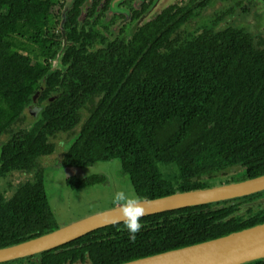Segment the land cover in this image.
Masks as SVG:
<instances>
[{
  "label": "trees",
  "instance_id": "1",
  "mask_svg": "<svg viewBox=\"0 0 264 264\" xmlns=\"http://www.w3.org/2000/svg\"><path fill=\"white\" fill-rule=\"evenodd\" d=\"M63 1L0 0V135H11L0 149V178L42 152L46 145L34 132L44 120L47 127L68 119L74 123L78 108L85 102L93 104L92 94L101 90L104 95L90 109L82 135L69 150L70 161L83 165L120 158L132 174L138 198L198 187L202 174L237 163L243 167V177L264 173V50L251 46L243 34L231 32L165 47L162 52L153 43L144 52L139 49L140 57L135 53L126 65L119 63L118 77L110 86H78L76 65L81 57L74 58L60 83V73L50 70L59 48L50 27ZM73 50L67 48L66 59ZM43 76L45 86L38 100L51 90L62 92L31 130L15 132ZM153 156L176 161L179 188L160 178L157 170L152 174ZM16 194L12 200L0 201V247L57 226L41 182ZM261 194L264 191L143 216V228L134 242L122 222L106 225L63 244L62 251L41 252L36 264L83 262L86 252L91 264H116L226 234L264 221V214L258 216L263 210H255L257 205L234 214L241 204ZM251 264H264V260Z\"/></svg>",
  "mask_w": 264,
  "mask_h": 264
},
{
  "label": "flooded vegetation",
  "instance_id": "2",
  "mask_svg": "<svg viewBox=\"0 0 264 264\" xmlns=\"http://www.w3.org/2000/svg\"><path fill=\"white\" fill-rule=\"evenodd\" d=\"M65 1L50 27L52 30L53 24L57 25L51 31V34H57V52L65 44L60 60L55 64V70L60 73V83L74 58L81 57V63L76 65V73L80 77L78 79L76 76V84L86 86L89 83L95 89L110 86L111 80L114 82L118 77L119 63L126 65L135 53L140 57L139 49L142 48L144 52L153 43L156 51L162 52L165 47H178L203 40V37L218 38L231 32L237 33L236 36L243 34L251 46L264 50V0H73L67 11V18L62 23L61 11ZM154 7L157 9L149 14ZM70 46L74 50L72 56L66 59L64 53ZM53 62L54 57L51 64ZM66 79L70 77L66 76ZM61 92L62 89L51 90L44 99L35 100V106L20 117L21 121L16 124L15 132L26 128L31 130L41 120L42 111L54 101L43 105L46 99L54 94L56 99ZM103 95V90L94 92L93 104L85 102L78 108L79 119L74 123L68 119L56 127H47V122L43 121L34 135L39 134L46 146L31 162L20 163L2 175L1 202L12 200L17 196L18 189L29 184L41 182L45 189L44 176L47 173L63 179L72 188L106 182L104 173L85 175L84 168L98 160L79 165L72 163L69 156L70 148L82 135V124L90 116V109ZM29 117L32 119L31 124L24 126ZM10 137L11 135H7L1 139L0 149L2 142ZM114 158L118 157L104 161ZM153 159L155 169L152 174L157 170L160 178L169 182L173 188H179L182 181L178 176L179 167L176 161L158 160L154 156ZM118 160L121 173L128 177L133 189L131 172L124 168L120 158ZM241 173L237 172V178ZM145 174L147 177L146 171ZM195 179L192 178L199 185V178ZM133 192L137 196L134 189ZM263 199L264 194H261L258 198L241 204L238 210H244L237 214H244L249 207L257 205L255 210H263L258 214L262 217ZM49 209L52 210L50 204ZM38 255L32 256L33 260L30 257L22 258L14 264H36Z\"/></svg>",
  "mask_w": 264,
  "mask_h": 264
},
{
  "label": "water",
  "instance_id": "3",
  "mask_svg": "<svg viewBox=\"0 0 264 264\" xmlns=\"http://www.w3.org/2000/svg\"><path fill=\"white\" fill-rule=\"evenodd\" d=\"M72 2L73 0H66L64 3L61 11L62 23L67 18V11ZM157 8L154 7L149 14ZM64 49L65 44L54 57L50 70L55 69V64L59 62ZM44 86L45 76H43L38 90L31 95V101L23 109L22 116L35 106V100H38ZM55 96L56 94L47 98L43 105L54 100ZM31 122L32 119L30 117L27 118L24 126L30 125ZM3 137V135H0V142ZM238 171H243V167L240 164L228 165L213 171L211 174H202L199 178L201 185L198 187L178 189L172 193L154 198H139L144 202L146 209L144 216L186 206L230 200L264 191V173L252 177L246 175L243 178L236 179L234 176ZM242 210L244 209H240L235 213L237 214ZM118 216V208L113 205L67 223L58 224L56 222L57 226L47 232L1 246L0 263L27 257L33 260L32 256L53 249L54 252L62 251L63 247L61 246L63 244L97 228L115 224L113 220ZM260 260H264V221L202 241L151 253L116 264H251ZM80 263L91 264L88 252L85 253L83 262L77 259L70 263V260H67L64 264Z\"/></svg>",
  "mask_w": 264,
  "mask_h": 264
},
{
  "label": "rangeland",
  "instance_id": "4",
  "mask_svg": "<svg viewBox=\"0 0 264 264\" xmlns=\"http://www.w3.org/2000/svg\"><path fill=\"white\" fill-rule=\"evenodd\" d=\"M53 29L57 27L53 24ZM85 175L104 173L106 182L81 188L68 186L52 173L44 176L49 204L58 224L67 223L89 213L113 206L112 197L118 190L134 194L128 177L121 173L118 158L95 162L84 168ZM243 176H238L242 178ZM237 175H236V179ZM135 195V194H134Z\"/></svg>",
  "mask_w": 264,
  "mask_h": 264
},
{
  "label": "clouds",
  "instance_id": "5",
  "mask_svg": "<svg viewBox=\"0 0 264 264\" xmlns=\"http://www.w3.org/2000/svg\"><path fill=\"white\" fill-rule=\"evenodd\" d=\"M112 203L117 206L119 212L113 222H122L128 239L134 242L136 234L143 228L140 220L146 212L144 202L128 191L118 190L112 197Z\"/></svg>",
  "mask_w": 264,
  "mask_h": 264
}]
</instances>
